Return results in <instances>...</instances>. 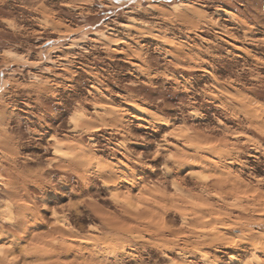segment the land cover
Wrapping results in <instances>:
<instances>
[{"label":"rangeland","instance_id":"1","mask_svg":"<svg viewBox=\"0 0 264 264\" xmlns=\"http://www.w3.org/2000/svg\"><path fill=\"white\" fill-rule=\"evenodd\" d=\"M0 264H264V0H0Z\"/></svg>","mask_w":264,"mask_h":264},{"label":"snow or ice","instance_id":"2","mask_svg":"<svg viewBox=\"0 0 264 264\" xmlns=\"http://www.w3.org/2000/svg\"><path fill=\"white\" fill-rule=\"evenodd\" d=\"M4 249L0 248V255H3Z\"/></svg>","mask_w":264,"mask_h":264}]
</instances>
